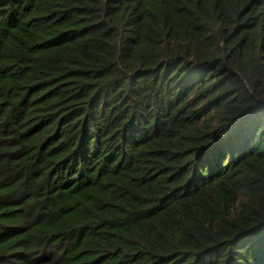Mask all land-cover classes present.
I'll return each mask as SVG.
<instances>
[{"label": "trees", "instance_id": "16d2710c", "mask_svg": "<svg viewBox=\"0 0 264 264\" xmlns=\"http://www.w3.org/2000/svg\"><path fill=\"white\" fill-rule=\"evenodd\" d=\"M0 264H264V0H0Z\"/></svg>", "mask_w": 264, "mask_h": 264}]
</instances>
